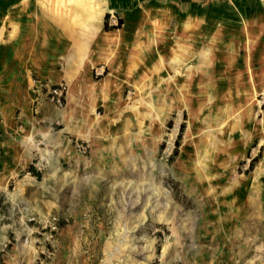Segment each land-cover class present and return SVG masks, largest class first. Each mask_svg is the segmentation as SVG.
<instances>
[{"label":"rangeland","instance_id":"obj_1","mask_svg":"<svg viewBox=\"0 0 264 264\" xmlns=\"http://www.w3.org/2000/svg\"><path fill=\"white\" fill-rule=\"evenodd\" d=\"M21 1L0 0V264H264V0H134L153 42L86 127L68 115L71 81L66 107L36 106L31 79L54 83L8 54L3 22ZM80 1L49 10L80 31ZM47 9L39 0L37 44ZM183 31L196 62L209 38V79L193 70L184 84ZM74 42L71 65L48 55L55 70L82 71Z\"/></svg>","mask_w":264,"mask_h":264},{"label":"crops","instance_id":"obj_2","mask_svg":"<svg viewBox=\"0 0 264 264\" xmlns=\"http://www.w3.org/2000/svg\"><path fill=\"white\" fill-rule=\"evenodd\" d=\"M50 4L53 7V0H46L48 9L45 16V36L38 44L36 43V32L40 28V23L37 21L36 8L39 5V0H31L27 5L21 1L14 4L18 10L12 8L8 10L9 17H5L6 21L3 22L4 27L9 29V41L13 44L8 49V54L15 57L20 55L21 59L27 61L30 71L36 76L48 78L54 84L61 83L62 80L71 81L75 96L74 99H71L68 115L73 121L80 122L82 120V126L86 127L89 125L87 116H92V108L95 111L96 107L107 106V102L112 101L115 81L113 74L117 71L126 72L127 65L133 61V55L144 53V50L152 44L153 39L148 36L143 38L142 30L135 26V23L140 21L138 15L140 7L134 4V0H84L82 4L80 1L78 7L83 8L82 14L76 16V18L80 17L79 20L84 24V29L80 31L69 29L71 19L67 13H63L61 20H55L53 9L52 12L49 10ZM106 14L109 16V26H115L118 18L122 19V26L119 29L105 31L103 23ZM91 17L93 22H91ZM127 21H130L129 28H125ZM86 23L89 24L88 27L85 25ZM105 35H108L106 43L103 42ZM82 38L84 40L82 71H67L63 65L60 70H55L58 61L50 60L48 55H59L61 64L65 63L69 66L73 64L76 55L74 40ZM37 54H40L41 57H38ZM95 60H107L109 64L104 62L93 64ZM93 68H96L97 73L101 74L97 84L104 86V89L90 93L88 85L93 84ZM123 82V85L133 83L127 79ZM65 101L66 107L67 95ZM49 104L44 103L41 109L43 118L46 120L51 119L48 113ZM83 109L86 116V118L83 116L84 119L81 114ZM71 119L64 118L61 114L63 132L73 136L66 129Z\"/></svg>","mask_w":264,"mask_h":264},{"label":"bare ground","instance_id":"obj_3","mask_svg":"<svg viewBox=\"0 0 264 264\" xmlns=\"http://www.w3.org/2000/svg\"><path fill=\"white\" fill-rule=\"evenodd\" d=\"M30 1L31 0L26 1L25 4L27 5V3H29ZM208 39L209 38H204L203 41L205 44V49L203 50L201 56H199L198 61L196 62V61H194L197 57L196 54L187 55V54H189V53H187L188 52L187 46L194 45V41L192 42L191 38L189 36H187V34L184 31L179 35V37H178L179 45L178 46L181 48L180 50L182 51V53L180 54V57H177L178 58L177 61H178V63H183V65H184L183 67H185L184 70H185V74H187V75L184 78V82H185L184 84L191 83V78L189 77L188 73H192L193 70L196 71V75L198 74V76H200L201 78L209 79L210 75L204 73L205 69H207V67L210 65V59H211L210 58L211 57L210 56V50H209L210 49L209 48L210 43L208 42L209 41ZM189 61L192 63V66L186 65ZM193 62H195V63H193ZM193 75H194V73H193ZM90 91H94V90L92 89ZM73 96H74V93L71 91V86H69V93H68L69 104L71 103V99H73ZM199 103H200V101H199Z\"/></svg>","mask_w":264,"mask_h":264},{"label":"built area","instance_id":"obj_4","mask_svg":"<svg viewBox=\"0 0 264 264\" xmlns=\"http://www.w3.org/2000/svg\"><path fill=\"white\" fill-rule=\"evenodd\" d=\"M31 83L36 106L42 100H46L58 108L64 106L67 95V85L64 82L49 84L45 80L33 78Z\"/></svg>","mask_w":264,"mask_h":264},{"label":"trees","instance_id":"obj_5","mask_svg":"<svg viewBox=\"0 0 264 264\" xmlns=\"http://www.w3.org/2000/svg\"><path fill=\"white\" fill-rule=\"evenodd\" d=\"M108 18H109V16H108V14H106L104 16V23H103L105 31H110V30H113V29H119L122 26V24H123L122 19L118 18L117 24L115 26H109ZM175 146H176V148L178 147V142H175Z\"/></svg>","mask_w":264,"mask_h":264}]
</instances>
